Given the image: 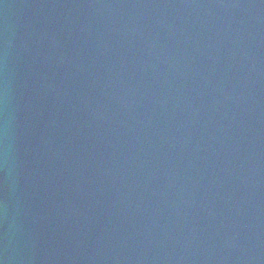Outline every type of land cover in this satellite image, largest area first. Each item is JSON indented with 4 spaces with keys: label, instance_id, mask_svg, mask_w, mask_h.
I'll return each instance as SVG.
<instances>
[{
    "label": "water",
    "instance_id": "water-1",
    "mask_svg": "<svg viewBox=\"0 0 264 264\" xmlns=\"http://www.w3.org/2000/svg\"><path fill=\"white\" fill-rule=\"evenodd\" d=\"M0 264H264V0H0Z\"/></svg>",
    "mask_w": 264,
    "mask_h": 264
}]
</instances>
